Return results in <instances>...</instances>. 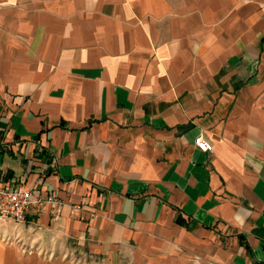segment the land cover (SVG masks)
Returning <instances> with one entry per match:
<instances>
[{"label":"crops","instance_id":"0c3cea01","mask_svg":"<svg viewBox=\"0 0 264 264\" xmlns=\"http://www.w3.org/2000/svg\"><path fill=\"white\" fill-rule=\"evenodd\" d=\"M0 178V264H264V0H0Z\"/></svg>","mask_w":264,"mask_h":264},{"label":"built area","instance_id":"2783aa9c","mask_svg":"<svg viewBox=\"0 0 264 264\" xmlns=\"http://www.w3.org/2000/svg\"><path fill=\"white\" fill-rule=\"evenodd\" d=\"M194 145L202 152L211 149V144L201 135L194 137ZM64 202L53 193H40L23 186V184L3 181L0 178V220H11L15 223H23L30 211L40 213L47 210L48 214L55 218L59 215ZM70 213L77 212L79 206H70Z\"/></svg>","mask_w":264,"mask_h":264},{"label":"rangeland","instance_id":"374dc122","mask_svg":"<svg viewBox=\"0 0 264 264\" xmlns=\"http://www.w3.org/2000/svg\"><path fill=\"white\" fill-rule=\"evenodd\" d=\"M80 251H74L71 254V259L73 261V264H127V260H125V257L123 255H120V257L117 259V262H113L110 258H107V256H103L100 254H95L92 252H89L88 249L79 244Z\"/></svg>","mask_w":264,"mask_h":264}]
</instances>
